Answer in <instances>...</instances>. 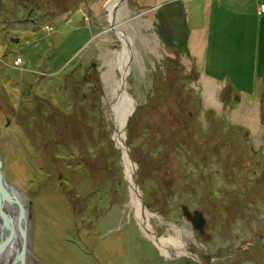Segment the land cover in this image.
Wrapping results in <instances>:
<instances>
[{"label": "rangeland", "instance_id": "374dc122", "mask_svg": "<svg viewBox=\"0 0 264 264\" xmlns=\"http://www.w3.org/2000/svg\"><path fill=\"white\" fill-rule=\"evenodd\" d=\"M106 1L0 0V160L25 198L27 264H264V0H179L170 27L157 23L164 0H125L124 145L152 228L190 254L176 259L129 206L103 81L110 68L112 88L121 77ZM207 22L199 64L165 42L166 29L181 41ZM204 63L212 101L196 72ZM184 207L202 213V230Z\"/></svg>", "mask_w": 264, "mask_h": 264}, {"label": "bare ground", "instance_id": "6f19581e", "mask_svg": "<svg viewBox=\"0 0 264 264\" xmlns=\"http://www.w3.org/2000/svg\"><path fill=\"white\" fill-rule=\"evenodd\" d=\"M104 11L109 23V27L106 31H113L116 35L117 40L120 42V47L118 52H116L115 59L111 66H114L120 73V78L115 81V87L112 88V71L110 68L103 74V81L107 89H111L113 92V103L111 104V111L109 113V119L113 124L114 132L112 134V139L121 152L124 163V176L127 180L130 192V204L129 206L134 210V218L140 227L143 234L149 239L153 245L158 249L160 254L169 259H176L179 257L190 256L187 252L183 241L178 236H167L158 237L156 231L152 228L150 224V214L147 212L146 208L143 207L141 203V193L135 185V167L129 159L128 152L124 145V125L127 117L132 111V101L128 98L126 94L125 77L129 72V63L131 59V42L130 38L123 27L124 24L120 23L119 19L123 16V12L126 7L125 0H107L104 4ZM147 15L150 19L152 18V11L144 12L143 15ZM150 21L147 22V24ZM196 50V49H195ZM198 51V50H197ZM196 52V51H195ZM110 66V67H111ZM207 84V85H206ZM214 85L206 81L204 83V96L212 101ZM111 92V91H110ZM120 108H117V106ZM116 109L118 111H116ZM121 111V112H120ZM244 116V115H243ZM246 125L255 128V123L252 118L245 117L239 118ZM19 176V175H18ZM17 202L12 201H2V207L5 212L12 219L13 228V240L12 242L0 252V264H16L15 253L20 247L24 230H29V223L27 216L25 214L21 215L17 212V204H21L25 209V198L23 195L19 194L16 199ZM26 212V211H25ZM6 229L3 227L2 219L0 218V242L5 237ZM28 257L29 251L27 247Z\"/></svg>", "mask_w": 264, "mask_h": 264}, {"label": "crops", "instance_id": "0c3cea01", "mask_svg": "<svg viewBox=\"0 0 264 264\" xmlns=\"http://www.w3.org/2000/svg\"><path fill=\"white\" fill-rule=\"evenodd\" d=\"M185 1H187V0H185ZM178 2H179V0H173V1L164 0V1H161L159 3V5L156 7L157 8V17L162 18L161 12L164 14V21L161 22L160 18L157 21V23H159V25L170 27L168 25V23H169L171 15L175 14V12H176L177 8H176L175 4H177ZM209 5H210V3H209ZM260 6H264V3H259V5L255 8V12H256V15L258 14L257 16H259L261 19L262 15L264 17V13H259ZM165 8H167V10H165ZM209 10L210 9H208V11ZM261 21H262V19H261ZM258 22H259V28H260L261 22L260 21H258ZM263 24H264V22H263ZM185 31H186V33L182 37L181 41H177L176 38H173V41H172V38L169 36V35H171L172 30L166 29V32L164 31L165 35H167L165 42H167L169 44V46L173 47V49H176L178 51H182L184 54L183 55L184 57H181L182 59H186V53H187L188 57H189L188 59H192V60H194L195 64H199L200 61L202 59H204L205 51H207V47L209 45V39H210V35H208L209 34V23L207 22L205 25H201V26L195 25L193 27H189V29L186 28ZM160 42L162 43L164 49L166 50L167 49L166 46L163 44V42L161 40H160ZM257 51H258V54L260 56L259 49ZM199 66L200 65H198V70H196V72L199 73V80L203 81L206 79V77L211 78L210 76L206 75L205 63H204V66L202 67V69ZM211 79L214 80L213 78H211ZM206 81L211 82L210 80H205L204 83ZM214 81H216V80H214ZM211 83L214 85L213 82H211ZM203 90H204V88H203Z\"/></svg>", "mask_w": 264, "mask_h": 264}, {"label": "water", "instance_id": "95a60500", "mask_svg": "<svg viewBox=\"0 0 264 264\" xmlns=\"http://www.w3.org/2000/svg\"><path fill=\"white\" fill-rule=\"evenodd\" d=\"M117 108H120V106L118 105ZM126 150L128 152L127 148ZM135 171H136V167H135ZM19 194L23 195L21 192L15 189L10 183L6 182V180L4 179L3 172H2V162L0 160V218L2 219L3 227L6 229L5 237L0 242V252L4 250L12 242L13 237H14L13 228H12V219L2 207V201L8 202L9 200L10 201L13 200L14 202H17L16 199L18 198ZM20 203L22 204V202ZM141 203H142V199H141ZM21 204H17V208H18L17 212L21 215L25 214L27 216L26 207L24 209L22 207L23 204L22 205ZM182 213L191 220L192 225L196 230H202L205 224V220H204L202 213L193 212L192 214H190V212L186 209V207L182 208ZM28 240H29V234L27 233V231L24 230L22 240L20 243V247L17 249L15 253L16 264H27V260H28L27 241Z\"/></svg>", "mask_w": 264, "mask_h": 264}, {"label": "built area", "instance_id": "2783aa9c", "mask_svg": "<svg viewBox=\"0 0 264 264\" xmlns=\"http://www.w3.org/2000/svg\"><path fill=\"white\" fill-rule=\"evenodd\" d=\"M259 13H264V6H260Z\"/></svg>", "mask_w": 264, "mask_h": 264}]
</instances>
